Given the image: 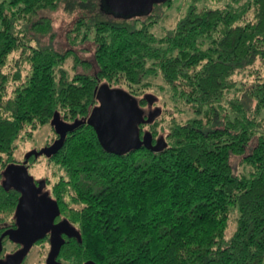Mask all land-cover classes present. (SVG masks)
<instances>
[{
  "label": "trees",
  "instance_id": "1",
  "mask_svg": "<svg viewBox=\"0 0 264 264\" xmlns=\"http://www.w3.org/2000/svg\"><path fill=\"white\" fill-rule=\"evenodd\" d=\"M205 1L191 0L158 34L164 14L154 13L172 0L134 17L111 14L103 0H0V223L15 221L19 194L6 192L1 180L7 165L21 163L13 159L17 142L56 115L78 123L45 159L59 218L81 237L61 248L63 261L264 264V76L233 79L264 62V0H209L218 7ZM60 5L76 15L70 44L94 49L91 74L76 52L40 47L32 37L51 34L50 20L37 15ZM70 58L87 71L71 74ZM157 79L189 117L161 125L160 108L152 123L139 126L140 135L162 140L161 151L105 152L84 123L98 104V87L123 89L143 109L149 93L142 94ZM53 134L46 147L58 138ZM38 162L30 158L28 168ZM43 179L47 189L51 180Z\"/></svg>",
  "mask_w": 264,
  "mask_h": 264
},
{
  "label": "water",
  "instance_id": "2",
  "mask_svg": "<svg viewBox=\"0 0 264 264\" xmlns=\"http://www.w3.org/2000/svg\"><path fill=\"white\" fill-rule=\"evenodd\" d=\"M166 1L103 0L111 14L121 17L149 15L154 5ZM144 99L149 107L156 101L151 94H146ZM96 101L98 104L91 110L84 123L93 129L99 145L105 152L119 156L141 146L155 151L163 149L165 144L162 140H158L154 146H151V135L145 132L141 137L139 131L140 125L150 124L160 115V108H155L145 119L137 99L123 89L110 88L105 84L98 87ZM50 124L58 137L50 146L28 153L21 164H9L2 171V188L6 192L11 190L17 192L19 197L14 211L16 228L7 230L1 235L0 250L4 237L20 245L21 249L8 255L5 260H0V264H21L31 247L47 234H50L47 264H55V258L64 244L62 235L81 242L78 230L66 219L54 223L60 216L58 204L46 190L45 179L36 181L29 174V159L51 158L62 147L67 133L73 131L78 125L76 121L72 124L65 123L56 115ZM83 264L95 263L87 261Z\"/></svg>",
  "mask_w": 264,
  "mask_h": 264
},
{
  "label": "rangeland",
  "instance_id": "3",
  "mask_svg": "<svg viewBox=\"0 0 264 264\" xmlns=\"http://www.w3.org/2000/svg\"><path fill=\"white\" fill-rule=\"evenodd\" d=\"M190 3L191 0H172L171 7L169 6L170 8H162L163 13L161 10L154 13L157 16L164 14V16L161 18L160 23L155 27L154 31L158 34H162V29L170 30L174 26L177 18L182 15V13L188 8ZM205 5L210 7L220 6V4L211 2L209 0L205 1ZM37 17L49 19L52 26L51 34L44 35L43 37L32 36L40 47L50 48L61 54L65 53L68 50L74 51L77 53L79 60L86 63V65L84 66H87V68L89 67L88 72L90 74L94 72L95 63L93 59V47L88 43L71 45L67 38L69 31L73 28L74 22L76 20L75 14L65 13L63 10V6L60 5V7L54 12H39ZM140 20L143 21V18H141ZM33 44L35 43L33 42ZM65 67L71 74H73V72L83 73L87 71L86 69H84L83 65L80 64L74 68V61L72 60V58L67 60ZM254 71H258L259 75L264 76V62H256L252 68L235 75L233 79L237 82H251L253 81L254 76H249V73ZM159 85H162L161 80H155L154 86L151 89H146L145 92H143L142 96L146 93H149L157 97L158 101H155L150 109L154 110L155 108H161L164 111L158 117V119L161 118V125L166 126V124H168L172 118L178 119L180 121H185L189 117V112L186 110V106L181 103L173 102L168 94H166L164 91L159 90ZM144 108L146 109V107ZM27 131L28 129L23 132L21 139L17 142V149L13 155V159L18 162H23L25 156L28 153L44 149L46 147V143L53 140L54 138V129H52L51 124H46L44 126L38 127L35 131H32L31 136L26 134ZM45 159L46 158L41 157L39 158L38 163L33 164L31 167H29V174L36 180L49 178L51 180L50 184L47 186L49 192L51 185L53 184L55 179L52 178L51 175L53 169L48 165ZM231 164L237 171L243 170L242 166L240 165L239 158L231 157ZM235 217V214L230 217L226 233L227 237H229L235 230ZM46 249L47 247L44 243V245H40L32 249V252H44V250Z\"/></svg>",
  "mask_w": 264,
  "mask_h": 264
},
{
  "label": "flooded vegetation",
  "instance_id": "4",
  "mask_svg": "<svg viewBox=\"0 0 264 264\" xmlns=\"http://www.w3.org/2000/svg\"><path fill=\"white\" fill-rule=\"evenodd\" d=\"M149 105V104H148ZM146 109L143 108V112H144V118L146 119L148 117V115L153 111L146 104ZM145 133H141V137L144 135ZM155 143L152 142L151 146H154ZM30 161V159H29ZM29 161H28V166H29ZM22 163V162H21ZM20 163V164H21ZM63 218H56L54 223H58L62 220ZM16 228L15 226V221H13V223L11 224H7V223H0V237L1 235L10 229H14ZM62 238L64 239V244L61 246V248L66 245V243H68L70 240H74L77 241L75 238H68L65 235H62ZM44 243L46 244L47 249L44 250V252H32V249H34L37 246L40 245H44ZM60 248V250H61ZM21 249V246L15 243H12L7 237H4L2 242H1V250H0V260H5V258L8 255L13 254L14 252H16L17 250ZM49 250H50V234H47L43 239L37 241L30 249V251L27 253V255L24 257V259L22 260L21 264H47L46 260L49 254ZM55 264H69L66 261L62 260V257L60 256V251L58 256L55 258Z\"/></svg>",
  "mask_w": 264,
  "mask_h": 264
}]
</instances>
